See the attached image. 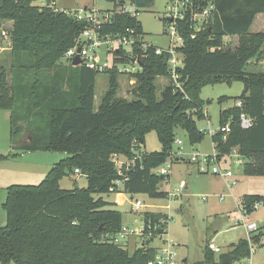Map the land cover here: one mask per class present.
<instances>
[{
    "label": "trees",
    "instance_id": "trees-1",
    "mask_svg": "<svg viewBox=\"0 0 264 264\" xmlns=\"http://www.w3.org/2000/svg\"><path fill=\"white\" fill-rule=\"evenodd\" d=\"M34 1L0 0V24L10 23L8 59L2 62L7 68L0 65V111L9 113L13 152H61L66 157L54 164L38 185L5 189L0 264H146L156 247L154 236L144 240V246L136 240L139 246L132 252L114 240L122 226V214L112 208L115 202L103 199L110 195L108 189L117 178L112 156L133 160L124 194L165 199L167 194L160 189L165 178L154 171L172 159L177 129L186 133L191 145L204 139L197 122L207 118L200 91L208 84L233 80L243 84L241 95L234 98L241 101V108L233 105L219 111L218 128L228 124L229 131H217L210 137L216 162L225 165L234 153L243 160L244 176L264 178V73L245 70L264 48V31L249 32L255 18L264 14V0H189L184 17L174 22L182 40L177 49L181 57L177 73L184 94L171 85L168 54L156 55L157 47L152 45L140 70L127 74L128 81L134 80L131 98L117 96L118 79L123 74L109 70L104 73L107 89L96 108L98 74L84 66L60 63L87 25L77 21L71 11L37 7L32 5ZM105 1L113 9L100 13L107 20L100 27L101 36L121 37L133 30L144 38L136 17L153 0ZM127 4L133 13L126 11ZM208 4L214 10L197 29L192 17ZM163 22L167 27L171 24L169 19ZM233 37L238 43L229 47L224 39ZM133 51L140 54L137 46ZM157 78L166 80L158 95ZM240 113L254 120L250 129L240 128ZM149 132L156 134L159 151L143 150ZM11 156L16 154L0 155V159ZM75 169L85 185L60 188V181ZM260 202L264 205L262 195H243L239 207L249 215ZM166 218L161 213L141 214L152 230L164 219L165 224L156 230L164 236ZM263 239L264 231L258 229L249 233L248 240L240 239L220 254L206 243L202 260L191 264H232L250 257V244L262 247Z\"/></svg>",
    "mask_w": 264,
    "mask_h": 264
},
{
    "label": "rangeland",
    "instance_id": "rangeland-1",
    "mask_svg": "<svg viewBox=\"0 0 264 264\" xmlns=\"http://www.w3.org/2000/svg\"><path fill=\"white\" fill-rule=\"evenodd\" d=\"M32 5L44 7L46 5L59 11H80L84 8L92 9L100 14L111 11L112 4L105 0H35ZM168 0H153V3L141 9L137 14V21L140 23L144 33V40L157 48L165 49L169 45V32L167 23L163 20L168 17ZM126 11L133 13L134 9L127 4ZM205 24V23H204ZM202 24V25H204ZM195 25H201L196 21ZM10 23L0 24L1 31H8ZM264 31V16L256 17L250 33ZM225 43L233 47L238 43L236 37L225 38ZM175 42V41H174ZM179 43H174L177 47ZM9 47V37L0 34V48ZM9 52V51H8ZM8 52L5 60L8 59ZM4 53V52H3ZM1 54V53H0ZM104 56V55H103ZM106 59H109L106 57ZM0 65H5L2 63ZM63 66L70 65L68 61L62 59ZM81 66V65H78ZM77 67V66H76ZM126 68L131 70V65ZM249 73H264V48L258 58H254L246 67ZM119 90L117 96L121 98H131V86L127 75L119 77ZM108 78L105 74L97 75L94 87V107L96 108L107 89ZM158 87L157 95L166 84V80L157 78L155 82ZM243 91L241 81L219 82L208 84L201 88L200 98L203 101V109L206 117L203 121L197 122L199 129L203 128L206 133L201 143L191 145L184 131L177 129L175 142L172 146V159L164 164V168L169 170L168 182L160 185L161 191L174 193L180 182H184L186 187L181 192V196L175 199L153 200L145 195L130 197L124 195L122 205L112 207L122 214V224L135 228L140 226V216L144 212L166 214L168 222L166 224L164 239L171 241L176 246V253L180 264H191L202 260V250L206 243L212 247H218L220 253L227 252L230 245L237 243L240 239H247V232L243 225L254 223L257 229L264 231V205H260L249 215L242 213L239 204L243 195L257 194L264 196V178L246 177L243 175V160L232 154L223 169L231 172L232 177L226 181L223 178L211 173H200L196 164L189 162L193 154L211 155L212 142L208 134V128L212 132L218 129L219 111L227 109L235 103L234 98L239 97ZM4 111H0V155L9 156L0 159V227L5 224V214L1 208L5 198V189L11 185L34 186L38 185L46 173L66 155L61 152L30 151L17 153L12 151L9 143V121L5 118ZM179 141L180 144L176 142ZM144 151L155 152L160 150V143L154 132H149L144 138ZM178 159V160H177ZM80 178L75 186L85 185V179L70 174L60 181V188L71 189L74 185L72 178ZM230 181V182H229ZM132 200H131V199ZM103 199L111 203V195L103 196ZM134 200L140 201L144 207L137 212L131 211V203ZM121 248H126L132 252L139 243L136 239L130 238L128 242L118 240L116 243ZM264 244V239L262 240ZM157 246L158 243L153 244ZM250 257L233 262L232 264H264V245L262 247L251 245Z\"/></svg>",
    "mask_w": 264,
    "mask_h": 264
},
{
    "label": "built area",
    "instance_id": "built-area-1",
    "mask_svg": "<svg viewBox=\"0 0 264 264\" xmlns=\"http://www.w3.org/2000/svg\"><path fill=\"white\" fill-rule=\"evenodd\" d=\"M170 7L168 8V17L167 19L171 20V24L167 27V32H169V45L167 48H156L155 54L161 55L163 53L168 54L167 66L168 73L171 81V85L174 90H179L183 93L180 86L179 76L177 73V68L181 65V57L177 51L178 48L182 46V40L177 35L175 29V20L182 19L185 15V12L190 8L189 0H168ZM214 10L212 4H208L207 8L204 9L200 14L194 15L192 20L194 24L196 21H200L201 25H197L196 28H200L209 17L210 12ZM74 15L77 21H84L87 27L81 32L74 42V45L69 48L64 54V59L71 63L74 57H78L80 60L81 66L88 68L89 70L97 73L98 75L104 74L109 70H114L119 74H135L140 70L141 60L147 56V52L152 46L149 42H146L144 38L136 34L133 30L128 31V33L121 37H110V36H101L100 27L107 22L106 19H102L101 15L97 11L92 9H82L80 11L70 12ZM1 36L8 37L7 31H1ZM179 43L177 47L174 46V43ZM137 46L140 54L133 51L134 47ZM124 51L121 55H114L115 52ZM104 55V56H103ZM109 58V59H106ZM116 59H123L126 62H120ZM131 65V70L126 68V65ZM133 84L134 80H130ZM184 94V93H183ZM185 96V95H184ZM237 108H241V101H236L233 104ZM205 117L206 113L204 112ZM208 120V118H206ZM254 125V120L246 115L245 113H240L239 115V126L243 130H248ZM203 133L206 131L201 128ZM217 131H220L223 134L228 133L229 126L228 124L224 125L222 128H218ZM216 131V132H217ZM216 132H212L208 128V134L211 136L215 135ZM225 138V137H224ZM180 144L179 141L176 142ZM215 145L212 143V154L211 155H200L198 153L193 154L189 162L196 164L198 171L200 173H211L212 175L223 178L228 181L232 174L227 169H223L219 163L216 162L215 154ZM234 154V153H233ZM112 161L114 162L117 169V178L112 182L111 187L108 189V193L113 196L115 199V204L118 206L122 205V199L124 197V183L128 180V174L130 167L132 166L131 161H126L118 158L116 155L112 156ZM156 175H161L165 178L164 182H168L169 179V170L164 168V165L154 171ZM75 176H80V171L78 169L74 170ZM230 182V181H229ZM186 187L184 182H180L178 187L174 190V193L167 192L165 199H175L178 196H181V192ZM120 199V201H118ZM131 199V198H130ZM132 200V199H131ZM131 205V211L137 212L141 207H144L143 204L134 200ZM262 203H255L254 208H258ZM167 216V215H166ZM168 221V216H167ZM141 224L138 227L131 228L122 224L119 232L115 237V243L118 240L128 242L130 238L136 239L139 241L140 246L143 245V241L149 240L154 236L156 241L159 242V245L154 248L153 257L147 261L146 264H180L178 256L176 253V246L171 241L164 239V235L156 234L157 227L159 225L165 224L164 219L159 221V224L154 225L153 230L150 228L149 224H145L141 220ZM247 232V240L249 239V233H255L258 229L254 223H249L245 225L241 223ZM210 248L215 252L219 253L220 249L218 247ZM250 247V252H252Z\"/></svg>",
    "mask_w": 264,
    "mask_h": 264
},
{
    "label": "crops",
    "instance_id": "crops-1",
    "mask_svg": "<svg viewBox=\"0 0 264 264\" xmlns=\"http://www.w3.org/2000/svg\"><path fill=\"white\" fill-rule=\"evenodd\" d=\"M259 16H264V14H260V15H258L257 16V18L259 17ZM9 51V47L8 48H0V61L3 59V60H5V57H6V55H7V52ZM4 52V53H3ZM129 84L130 85H132V83L131 82H129ZM5 113H7V112H5ZM5 118H6V120L7 121H9V113H7V114H5ZM82 178V177H81ZM80 178H75V177H73L72 178V180H73V182L72 183H74V185L76 184V182H77V180H79ZM84 179V178H83ZM74 185H72V187H71V189L74 187ZM80 187H82L81 185H79ZM84 186V185H83ZM111 198H112V200H111V202L113 203V202H115V198L113 197V196H111ZM118 201H120V199H118ZM115 207H118V205L116 204V206ZM2 223L3 224H5V221H2ZM183 262L185 263V260H183ZM186 264V263H185Z\"/></svg>",
    "mask_w": 264,
    "mask_h": 264
},
{
    "label": "water",
    "instance_id": "water-1",
    "mask_svg": "<svg viewBox=\"0 0 264 264\" xmlns=\"http://www.w3.org/2000/svg\"><path fill=\"white\" fill-rule=\"evenodd\" d=\"M171 21V20H170ZM80 64V60H79V58L76 56V57H74L73 59H72V61H71V65L72 66H78Z\"/></svg>",
    "mask_w": 264,
    "mask_h": 264
}]
</instances>
